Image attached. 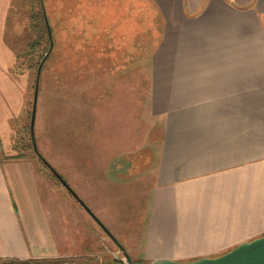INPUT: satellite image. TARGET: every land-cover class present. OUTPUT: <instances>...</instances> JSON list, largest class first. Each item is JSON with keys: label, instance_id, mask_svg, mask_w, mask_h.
<instances>
[{"label": "crops", "instance_id": "1", "mask_svg": "<svg viewBox=\"0 0 264 264\" xmlns=\"http://www.w3.org/2000/svg\"><path fill=\"white\" fill-rule=\"evenodd\" d=\"M137 1L161 24L137 82L147 123L94 95L56 121L72 157L42 156L134 264L216 257L264 235V0ZM37 163L0 158V258L106 260L103 230Z\"/></svg>", "mask_w": 264, "mask_h": 264}, {"label": "rangeland", "instance_id": "2", "mask_svg": "<svg viewBox=\"0 0 264 264\" xmlns=\"http://www.w3.org/2000/svg\"><path fill=\"white\" fill-rule=\"evenodd\" d=\"M38 2L0 0V158L18 155L35 160L61 186L32 151L29 133L36 71L48 48L46 37L40 39L31 27ZM41 2L52 43L40 72L34 121L41 155L53 162L72 157L69 153L56 155V121L75 115L77 108L86 111L94 95L123 94V112L141 124L137 126H145L142 124L151 114L150 99L137 82L149 78L145 67L161 25L150 21L151 7L138 5L137 0ZM36 42V47H30ZM41 195L45 197L42 188ZM99 233L102 246L98 254L106 260L99 262L98 255L82 257L85 260L69 257L72 264H122L123 254L101 230ZM5 259L20 263L37 258H0Z\"/></svg>", "mask_w": 264, "mask_h": 264}, {"label": "water", "instance_id": "3", "mask_svg": "<svg viewBox=\"0 0 264 264\" xmlns=\"http://www.w3.org/2000/svg\"><path fill=\"white\" fill-rule=\"evenodd\" d=\"M45 23L48 30V37L50 40V47L48 52L44 55L43 59L38 65L35 83H34V92L32 99V107H31V115L29 122V133L32 143V150L38 157V159L49 169V171L57 178V180L67 189V191L77 200V202L84 208V210L91 216V218L98 224V226L103 230V232L107 235V237L114 243V245L120 250L129 264H134L123 248V246L118 242L117 239L107 230V228L102 224V222L97 218V216L83 203V201L78 198V196L73 192L71 187L66 183V181L57 173V171L50 165V163L41 155L39 152L34 136V121L36 114V103H37V95L39 88V77L42 65L51 50V34L48 29V24L45 19ZM150 264H264V235L254 238L250 241L240 243L229 251L216 256V257H203L197 260L188 261V262H176L171 260H155Z\"/></svg>", "mask_w": 264, "mask_h": 264}, {"label": "trees", "instance_id": "4", "mask_svg": "<svg viewBox=\"0 0 264 264\" xmlns=\"http://www.w3.org/2000/svg\"><path fill=\"white\" fill-rule=\"evenodd\" d=\"M38 5L34 8L31 16V27L34 31H36L39 34V38L42 39V37H46V40L48 42V48L46 49V53L49 50L50 42L48 37V30L45 23V14L43 12V6L41 0H38ZM48 29L50 30L49 26ZM51 34V32H50ZM39 43H33L30 47H36ZM45 54V53H44ZM44 56L40 57L39 63L43 59ZM46 60V59H45ZM45 62V61H44ZM44 64V63H43ZM43 66V65H42ZM40 78V77H39ZM33 151V150H32ZM20 158L18 155L13 158ZM51 175L56 178L52 173ZM81 260H85V258L80 257ZM0 264H72L71 258H37V259H31L24 262H17L14 259H5L0 260Z\"/></svg>", "mask_w": 264, "mask_h": 264}, {"label": "built area", "instance_id": "5", "mask_svg": "<svg viewBox=\"0 0 264 264\" xmlns=\"http://www.w3.org/2000/svg\"><path fill=\"white\" fill-rule=\"evenodd\" d=\"M122 264H129V262L126 260L125 257H124V259L122 260Z\"/></svg>", "mask_w": 264, "mask_h": 264}]
</instances>
